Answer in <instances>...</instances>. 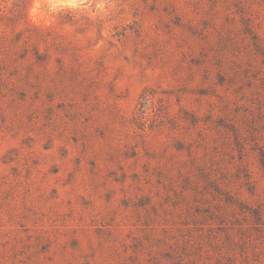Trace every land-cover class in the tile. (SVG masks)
I'll list each match as a JSON object with an SVG mask.
<instances>
[{"label":"clouds","instance_id":"1","mask_svg":"<svg viewBox=\"0 0 264 264\" xmlns=\"http://www.w3.org/2000/svg\"><path fill=\"white\" fill-rule=\"evenodd\" d=\"M0 264H264V0H0Z\"/></svg>","mask_w":264,"mask_h":264}]
</instances>
